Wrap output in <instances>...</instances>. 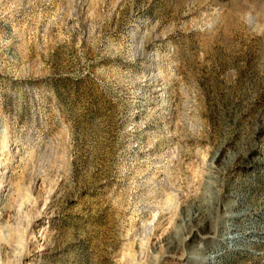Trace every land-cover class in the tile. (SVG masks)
Listing matches in <instances>:
<instances>
[{
  "label": "rangeland",
  "instance_id": "obj_1",
  "mask_svg": "<svg viewBox=\"0 0 264 264\" xmlns=\"http://www.w3.org/2000/svg\"><path fill=\"white\" fill-rule=\"evenodd\" d=\"M0 264H264V0H0Z\"/></svg>",
  "mask_w": 264,
  "mask_h": 264
}]
</instances>
